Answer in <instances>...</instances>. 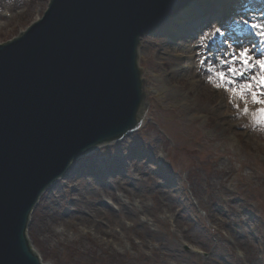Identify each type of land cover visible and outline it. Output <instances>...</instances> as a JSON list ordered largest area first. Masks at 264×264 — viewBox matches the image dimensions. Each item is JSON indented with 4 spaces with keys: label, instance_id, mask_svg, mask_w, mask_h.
<instances>
[{
    "label": "rangeland",
    "instance_id": "rangeland-1",
    "mask_svg": "<svg viewBox=\"0 0 264 264\" xmlns=\"http://www.w3.org/2000/svg\"><path fill=\"white\" fill-rule=\"evenodd\" d=\"M49 2L0 0V44ZM228 3L223 19L212 11L188 24L185 46L163 28L142 38L143 124L78 160L41 197L29 236L43 263L264 264V127L207 82L193 55L212 26L251 38L233 21L255 20L264 0Z\"/></svg>",
    "mask_w": 264,
    "mask_h": 264
},
{
    "label": "water",
    "instance_id": "water-1",
    "mask_svg": "<svg viewBox=\"0 0 264 264\" xmlns=\"http://www.w3.org/2000/svg\"><path fill=\"white\" fill-rule=\"evenodd\" d=\"M195 0H51L0 46V264H43L28 237L42 194L142 124V37Z\"/></svg>",
    "mask_w": 264,
    "mask_h": 264
},
{
    "label": "snow or ice",
    "instance_id": "snow-or-ice-1",
    "mask_svg": "<svg viewBox=\"0 0 264 264\" xmlns=\"http://www.w3.org/2000/svg\"><path fill=\"white\" fill-rule=\"evenodd\" d=\"M233 23V31H247V42L230 38L227 26L220 24L201 32L193 55L207 82L226 92L237 111L264 127V10L255 20L241 15Z\"/></svg>",
    "mask_w": 264,
    "mask_h": 264
},
{
    "label": "bare ground",
    "instance_id": "bare-ground-1",
    "mask_svg": "<svg viewBox=\"0 0 264 264\" xmlns=\"http://www.w3.org/2000/svg\"><path fill=\"white\" fill-rule=\"evenodd\" d=\"M223 0H195L193 4H191V6L189 8H187L186 10L182 11L180 14H178L176 16L175 19L172 20V22L165 28H163V31H168L170 30L171 33L173 34H178L179 37L182 38V42H176L178 43V46L182 45L185 46L186 43H188V41L190 42V38L194 37L193 33H191L188 36V33L190 31H184V29H189L187 26L190 23H194L196 22L195 19L197 17H199V14L201 12H203V14L209 13V12H216L217 14L220 12L219 16L221 19L224 18V15H226V13H224L225 8L229 5V0H225V3L221 4L222 10L219 11V7H220V3ZM10 18H13V15L10 16ZM209 23L212 24V19H208ZM181 27V29H180ZM177 29V31H176ZM176 31V32H175ZM177 47V46H175ZM117 197V196H116ZM108 209H106L109 212H112V208L107 207ZM114 211V210H113Z\"/></svg>",
    "mask_w": 264,
    "mask_h": 264
}]
</instances>
